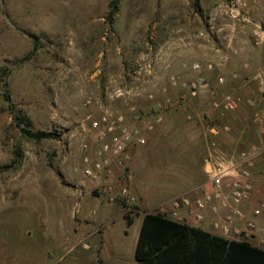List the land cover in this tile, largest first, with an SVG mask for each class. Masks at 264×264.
<instances>
[{
	"label": "rangeland",
	"instance_id": "374dc122",
	"mask_svg": "<svg viewBox=\"0 0 264 264\" xmlns=\"http://www.w3.org/2000/svg\"><path fill=\"white\" fill-rule=\"evenodd\" d=\"M110 1L0 0V264H134L142 215L170 218L172 199L206 186L207 160L251 146L253 202L264 201V0H117L108 24ZM198 78L208 89L191 97ZM225 93L240 100L221 116ZM104 114L161 117L129 151L131 205L118 170L82 172ZM14 115L58 137H24ZM258 219L251 243L264 250Z\"/></svg>",
	"mask_w": 264,
	"mask_h": 264
},
{
	"label": "built area",
	"instance_id": "2783aa9c",
	"mask_svg": "<svg viewBox=\"0 0 264 264\" xmlns=\"http://www.w3.org/2000/svg\"><path fill=\"white\" fill-rule=\"evenodd\" d=\"M210 68V66H208ZM193 69L199 66L194 64ZM222 83V78H218ZM169 84L176 86V80L169 78ZM208 85L203 78H198L187 85L191 97L207 91ZM240 99L225 93L220 100L213 103L222 116L236 109ZM248 105L250 99H246ZM138 119L137 115L133 116ZM189 119V116H187ZM161 121L157 114L148 117L141 126L128 125L121 114H104L91 121V128L96 132L93 158L84 157L82 172L89 178H97L99 174L111 176L118 170L120 186L118 195L124 197L126 205L133 199L128 196L127 182L130 175L124 170L129 158V151L145 143V132L153 130V126ZM210 135H217L215 127L208 128ZM260 150L251 146L228 158L209 159L205 162L204 173L207 184L199 195L190 200L186 196L174 198L170 202V217L173 220L199 227L211 234L227 240L244 241L251 244L255 236V220L264 219V201L253 202L251 169L259 157ZM110 192L111 187L107 186ZM185 212L184 216L179 214ZM253 244V243H252Z\"/></svg>",
	"mask_w": 264,
	"mask_h": 264
},
{
	"label": "trees",
	"instance_id": "16d2710c",
	"mask_svg": "<svg viewBox=\"0 0 264 264\" xmlns=\"http://www.w3.org/2000/svg\"><path fill=\"white\" fill-rule=\"evenodd\" d=\"M116 7L117 0L108 3V24L112 23ZM35 45L33 41L32 47ZM3 88V99L13 113L6 82ZM13 117L21 135L28 139L39 141L58 137L52 132H32L23 119L17 115ZM19 157L16 153L12 164L2 169L17 168ZM124 219L128 226L130 219L127 216ZM133 259L134 264H264V251L244 241L221 238L161 213H144L133 248Z\"/></svg>",
	"mask_w": 264,
	"mask_h": 264
},
{
	"label": "crops",
	"instance_id": "0c3cea01",
	"mask_svg": "<svg viewBox=\"0 0 264 264\" xmlns=\"http://www.w3.org/2000/svg\"><path fill=\"white\" fill-rule=\"evenodd\" d=\"M204 167H205V165H204ZM206 184V183H205ZM170 208V207H169ZM179 214L181 215V216H184L185 215V212L183 211V210H180V212H179ZM168 217V216H167ZM171 218V217H170ZM255 233L257 232V231H259V230H261V221L259 220V219H257V220H255ZM252 244V243H251ZM252 245H254V246H257V247H259L258 245H256V244H252ZM260 248V247H259ZM263 250V249H262ZM264 251V250H263Z\"/></svg>",
	"mask_w": 264,
	"mask_h": 264
}]
</instances>
